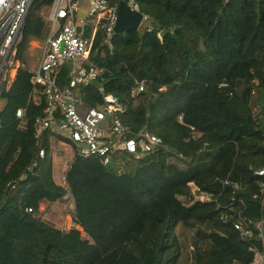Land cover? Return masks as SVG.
<instances>
[{"label": "trees", "instance_id": "trees-1", "mask_svg": "<svg viewBox=\"0 0 264 264\" xmlns=\"http://www.w3.org/2000/svg\"><path fill=\"white\" fill-rule=\"evenodd\" d=\"M52 1H32L18 67L1 94L0 264H250L257 243L240 239L232 223L238 212L254 234L260 214L264 0H132L151 18L148 32L113 34L106 47L98 31L89 61L100 72L76 96L96 107L112 95L129 131L145 129L162 144L137 160L116 153L106 165L73 156L65 189L53 180L52 143L66 140L49 130L34 137L44 100L30 97L25 60L29 42L48 35L38 11ZM67 71L64 64L53 75L58 87ZM136 81L143 91L131 94ZM201 193L208 199L195 198ZM67 199V231L38 216L42 203Z\"/></svg>", "mask_w": 264, "mask_h": 264}, {"label": "built area", "instance_id": "built-area-1", "mask_svg": "<svg viewBox=\"0 0 264 264\" xmlns=\"http://www.w3.org/2000/svg\"><path fill=\"white\" fill-rule=\"evenodd\" d=\"M32 1L0 0V110L3 105L2 91L10 85L18 67V61L14 58L15 48ZM120 1H123L130 11L141 15L140 23H145L143 30L148 32L151 29V18L143 14L132 0H53L47 7L45 18L49 23L48 35L42 42L35 70L31 72L30 97L35 101L34 94L39 93L44 100L42 113L34 121V137H39L42 131L49 130L66 140L61 145L66 146L72 154L69 164L57 177L56 184L64 189V173L73 156L97 158L102 165H106L116 153H125L137 160L162 144L159 137L145 129L129 131L121 122L125 106L112 95L104 94L100 105L89 107L82 103L75 93L78 88L95 81L100 72L89 61L92 43L99 31L100 43L106 47L110 46ZM86 18L93 20L91 27L86 25ZM64 64H67L68 79L63 87H58L53 75ZM142 91L143 82L136 81L131 94ZM252 94L253 91H250V95ZM251 112L256 113V106L251 107ZM23 113L24 109L19 108L14 114L20 128L24 126ZM42 157L43 151L39 150L36 158L26 167L25 173H30L36 168L38 160ZM254 173L264 178V170ZM188 185L191 187L190 192L194 193V186L191 183ZM259 193L260 214L253 223L255 233L253 234L248 223L238 212L236 220L232 223L240 239L254 238L257 243L249 247L252 254L250 264H264V182L259 184ZM197 199L207 200L208 196L201 193ZM26 211L30 212V209Z\"/></svg>", "mask_w": 264, "mask_h": 264}, {"label": "rangeland", "instance_id": "rangeland-1", "mask_svg": "<svg viewBox=\"0 0 264 264\" xmlns=\"http://www.w3.org/2000/svg\"><path fill=\"white\" fill-rule=\"evenodd\" d=\"M38 14L43 17L45 22L48 25L49 23L46 20L47 8L42 7L39 9ZM85 23L87 26L91 27L93 25V20L91 18H86ZM145 23L141 22L137 30H143ZM42 43L31 41L29 42L28 48L25 53L26 66L29 72H33L39 61L41 53ZM62 142H53L52 143V163H53V180L55 183L58 180V175L61 170L69 164L72 154L69 152L68 148L64 145H61ZM67 197V196H66ZM197 199V196L195 197ZM72 211V203L69 199L58 201L53 204L42 203L39 206L38 216L46 223L50 224L54 228H57L63 232L71 228L70 223V214ZM82 237H85L83 234ZM184 236L186 234L184 233Z\"/></svg>", "mask_w": 264, "mask_h": 264}, {"label": "water", "instance_id": "water-1", "mask_svg": "<svg viewBox=\"0 0 264 264\" xmlns=\"http://www.w3.org/2000/svg\"><path fill=\"white\" fill-rule=\"evenodd\" d=\"M141 21V15L128 9L123 1L117 5V18L113 33L136 31Z\"/></svg>", "mask_w": 264, "mask_h": 264}]
</instances>
